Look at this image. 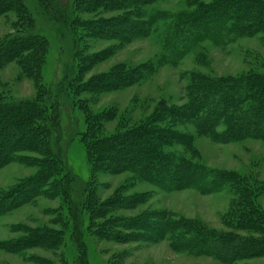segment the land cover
<instances>
[{
  "label": "rangeland",
  "instance_id": "obj_1",
  "mask_svg": "<svg viewBox=\"0 0 264 264\" xmlns=\"http://www.w3.org/2000/svg\"><path fill=\"white\" fill-rule=\"evenodd\" d=\"M24 1L31 22L0 9V42L29 25L47 44L0 60V99L58 104L44 110L51 128L32 121L30 141L0 144L8 159L0 162V264H264V252L235 259L217 244L183 243L196 229L264 237L239 216L248 203L264 213V131L251 125L262 100L255 94L220 114L215 105L195 110L191 91L198 78L263 76L264 26L184 48L169 39L213 0ZM142 132L184 166L208 171L205 186H176L170 173L154 180L124 159L119 150L136 142L114 137ZM104 140L117 149L102 151ZM222 174L231 177L222 183Z\"/></svg>",
  "mask_w": 264,
  "mask_h": 264
},
{
  "label": "trees",
  "instance_id": "obj_2",
  "mask_svg": "<svg viewBox=\"0 0 264 264\" xmlns=\"http://www.w3.org/2000/svg\"><path fill=\"white\" fill-rule=\"evenodd\" d=\"M69 4L70 1L66 4V7L70 18H72L73 11ZM8 8L17 9L19 15H21L20 18L25 16L31 22L29 9L24 0H0V9L4 11L6 9L8 10ZM185 17L186 21L183 20V22L179 23V32H174L169 39L172 43L180 44L181 41V45L185 48L186 45H189L191 42L193 43L195 40L209 39L221 45L226 36L230 37L234 33H239L246 27L252 26L253 24H259L263 27L264 2L262 0H213L212 3L200 5L195 12ZM28 28L29 25L25 32L10 35L0 42V60H9L10 58L20 59L25 54L28 55L33 52L41 53L45 49L47 44L45 36L40 32L34 31V27L32 31H29ZM208 82L201 83L198 78L193 83L194 85L191 88L192 94L197 102L200 101L194 105L195 110L202 111V108H206V105L207 107L215 105L217 108L216 112L221 114L223 113L222 110H225L226 107L230 105H242L245 100L248 98L251 100V97L256 94L260 101H262L253 109L256 112L255 116L257 117V121L251 125H254V129L257 131H261V129H258V126H261L264 131V75L257 76L256 80L253 77L245 78L241 83L240 80L236 81V79L225 80L222 84ZM202 100H204V104ZM57 102L53 98L45 102L43 100H40V102L37 101L38 104L34 101L22 99H0V144L2 142H14L17 139L30 141V136L26 134L27 131L33 129H31L32 121H41V123L46 124V128H51L49 125L51 121L47 120L44 110L47 106L53 109L58 104ZM54 113L57 115L56 112ZM207 116L203 120L204 123L208 122L209 118L211 119L214 115L211 113ZM215 118L217 119V117ZM238 123L240 125L244 124L241 121ZM38 128V131H45V127ZM144 133H140L138 137H131L130 133L114 137L113 140H116V142L121 141L122 143L123 141H130L133 144L136 142L133 146L129 143L132 149L123 147L122 150H119L124 159L127 158L134 161L141 170L146 172L149 177L154 178V180L163 179L166 173H170L173 180L172 183L178 184L176 186H205L204 180L208 171L197 169L191 164L184 166V162L180 161V157L163 153L159 150V147L145 141L142 138L145 135ZM258 136L264 139L263 133ZM165 137L161 136V138ZM99 143L101 145L100 149L104 152H111V150L117 149L110 141L104 140ZM2 149L0 146V162H3L4 158H6H2ZM48 153L52 158L56 157L53 151L49 150ZM6 160L8 159H5L4 162ZM220 177L222 183H225L231 176L229 174H222ZM239 216L247 218L248 226L245 229L255 231L258 225L264 228V213L252 203H248L239 212ZM188 223L185 221L183 226L189 228ZM189 235L191 238L183 242L185 245L188 244L191 248L192 246L205 248L206 245L217 244L218 247H223L226 250L225 254L229 250L230 255L235 259L239 251L243 252L244 255L264 252V237H240L229 240L228 237H220L218 234L207 231L202 232L198 229L193 232L191 231ZM221 259L226 261V258L223 256H221Z\"/></svg>",
  "mask_w": 264,
  "mask_h": 264
}]
</instances>
